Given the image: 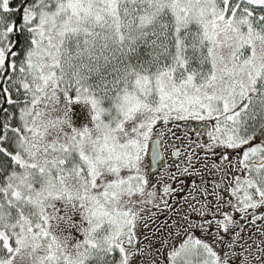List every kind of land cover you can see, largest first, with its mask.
<instances>
[{"label":"snow or ice","instance_id":"snow-or-ice-1","mask_svg":"<svg viewBox=\"0 0 264 264\" xmlns=\"http://www.w3.org/2000/svg\"><path fill=\"white\" fill-rule=\"evenodd\" d=\"M0 264H264V0H0Z\"/></svg>","mask_w":264,"mask_h":264}]
</instances>
